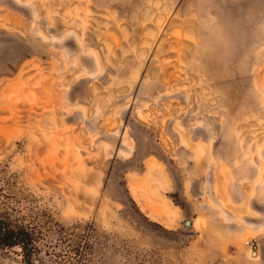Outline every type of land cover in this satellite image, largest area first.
I'll return each mask as SVG.
<instances>
[{
  "label": "rangeland",
  "instance_id": "1",
  "mask_svg": "<svg viewBox=\"0 0 264 264\" xmlns=\"http://www.w3.org/2000/svg\"><path fill=\"white\" fill-rule=\"evenodd\" d=\"M0 225V264H264V0H0Z\"/></svg>",
  "mask_w": 264,
  "mask_h": 264
},
{
  "label": "trees",
  "instance_id": "2",
  "mask_svg": "<svg viewBox=\"0 0 264 264\" xmlns=\"http://www.w3.org/2000/svg\"><path fill=\"white\" fill-rule=\"evenodd\" d=\"M29 234L25 232L14 231L11 228L0 225V247L1 248H13L15 246L25 247L31 242Z\"/></svg>",
  "mask_w": 264,
  "mask_h": 264
},
{
  "label": "bare ground",
  "instance_id": "3",
  "mask_svg": "<svg viewBox=\"0 0 264 264\" xmlns=\"http://www.w3.org/2000/svg\"><path fill=\"white\" fill-rule=\"evenodd\" d=\"M138 118L143 119L144 115L141 112H138Z\"/></svg>",
  "mask_w": 264,
  "mask_h": 264
},
{
  "label": "built area",
  "instance_id": "4",
  "mask_svg": "<svg viewBox=\"0 0 264 264\" xmlns=\"http://www.w3.org/2000/svg\"><path fill=\"white\" fill-rule=\"evenodd\" d=\"M246 245L247 246H251V248H253L252 245L249 242H247ZM231 247H233V246H231Z\"/></svg>",
  "mask_w": 264,
  "mask_h": 264
},
{
  "label": "water",
  "instance_id": "5",
  "mask_svg": "<svg viewBox=\"0 0 264 264\" xmlns=\"http://www.w3.org/2000/svg\"><path fill=\"white\" fill-rule=\"evenodd\" d=\"M186 226H189L190 225V222L189 221H186ZM254 254V253H253Z\"/></svg>",
  "mask_w": 264,
  "mask_h": 264
}]
</instances>
